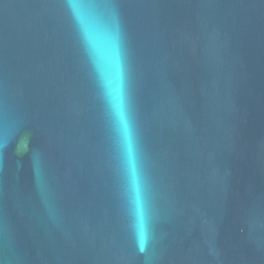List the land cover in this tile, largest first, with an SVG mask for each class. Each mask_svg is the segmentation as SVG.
Wrapping results in <instances>:
<instances>
[{
  "label": "water",
  "instance_id": "95a60500",
  "mask_svg": "<svg viewBox=\"0 0 264 264\" xmlns=\"http://www.w3.org/2000/svg\"><path fill=\"white\" fill-rule=\"evenodd\" d=\"M0 264H264V0H0Z\"/></svg>",
  "mask_w": 264,
  "mask_h": 264
}]
</instances>
